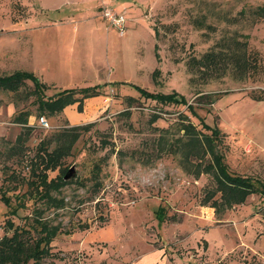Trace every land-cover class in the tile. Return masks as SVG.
<instances>
[{"label": "rangeland", "instance_id": "374dc122", "mask_svg": "<svg viewBox=\"0 0 264 264\" xmlns=\"http://www.w3.org/2000/svg\"><path fill=\"white\" fill-rule=\"evenodd\" d=\"M106 9L125 18L122 35ZM16 71L46 97L94 85L100 94L43 115L42 128L30 81L0 90V237L5 219L35 235L45 222L56 233L42 264H264V195L221 210L212 175L169 150L190 121L230 172L264 190V0H0V76ZM25 111L32 130L12 152ZM82 122L92 125L48 171L70 177L39 198L28 184L39 141Z\"/></svg>", "mask_w": 264, "mask_h": 264}, {"label": "trees", "instance_id": "16d2710c", "mask_svg": "<svg viewBox=\"0 0 264 264\" xmlns=\"http://www.w3.org/2000/svg\"><path fill=\"white\" fill-rule=\"evenodd\" d=\"M244 59L245 54L242 61ZM28 81L31 82L28 97L29 95L35 97L34 102L37 105L36 110L39 116H54L65 105L79 102L80 106L82 99L100 94L98 85H94L64 89L52 96L46 97L43 93V85L37 77L24 71H16L8 76H0V90L17 93L27 85ZM136 88L146 98H150L158 103H187L177 93L164 95L149 93L140 87ZM190 106L188 105V107ZM29 115L30 113L25 111L20 112L14 117V122L22 124V127L11 146L12 152L19 151L28 139V135L32 130V127L27 126V118ZM152 116L150 119L151 123L159 117L155 114ZM91 125V123H86L67 126L53 133L51 137L43 138L39 141V153L35 161L31 164V174L35 179L28 180V184H34L33 186L36 188V193L39 198L44 199L48 195L49 189L55 188L58 183H66L63 179L65 173L62 172V175H56L50 178L48 177V171H53L60 166L61 160L70 155L71 148L79 136V131L87 130ZM180 130L182 131L180 137L175 139V144L171 145L169 150L176 151L180 149L182 159L187 164L192 163L191 159H196L197 161L193 163V167L196 169L195 175H199L202 172L212 175L215 188L209 193L210 195L216 192L220 193L221 201L219 203L222 208L221 210L243 203L245 198L251 193L260 192L264 194V190L255 187L248 177L234 174L228 170L227 166L223 163L221 153L215 149L216 142L214 137L204 135L190 121L182 123ZM51 142H55L54 147L48 150ZM160 150H162V147ZM204 160H207V162L205 163ZM0 199L6 205L9 204V199L4 194L1 195ZM203 204L213 207L215 211L220 209V207L218 208L216 206V203ZM9 214L13 215L14 211H9ZM157 216L162 220L160 213H157ZM38 224L39 229L35 226L33 227L36 230L35 235L30 228L26 229L14 225L12 220L5 219L3 224L5 233L0 237V264H42V259L49 254V244L56 231L55 229H49L45 222ZM9 231L10 234H7Z\"/></svg>", "mask_w": 264, "mask_h": 264}, {"label": "built area", "instance_id": "2783aa9c", "mask_svg": "<svg viewBox=\"0 0 264 264\" xmlns=\"http://www.w3.org/2000/svg\"><path fill=\"white\" fill-rule=\"evenodd\" d=\"M103 16L106 19V21L114 29H116V31L119 35H122L124 33V31H125V18L123 17L122 14L116 13L110 9H106L103 12ZM37 123L42 128L48 127L47 120L43 116L38 117Z\"/></svg>", "mask_w": 264, "mask_h": 264}, {"label": "crops", "instance_id": "0c3cea01", "mask_svg": "<svg viewBox=\"0 0 264 264\" xmlns=\"http://www.w3.org/2000/svg\"><path fill=\"white\" fill-rule=\"evenodd\" d=\"M97 98H99L100 100H101V103L100 104H103L102 103V101H103V96H96ZM105 99H107V97L105 98ZM11 107V106H10ZM99 108V106L98 107H95L94 108V110H93V114L96 112V110ZM13 109V108H12ZM43 116V115H42ZM29 119V120H28ZM30 119H31V117L30 116H28V118H27V126H29V127H31L30 126V123H31V121H30ZM34 119V118H33ZM37 122V121H36ZM17 123V122H16ZM84 122H82V123H80V124H83ZM18 124H20V123H18ZM70 124V123H69ZM75 125H79V124H73V123H71L70 125H68V126H75ZM20 126L22 127V124H20ZM247 177V176H246ZM249 178V177H248ZM250 179V178H249ZM250 181L252 182V180L250 179ZM253 183V182H252ZM254 185V184H253ZM255 186V185H254ZM256 187V186H255ZM258 188V187H257ZM256 193H260V192H256ZM251 194H255V193H251ZM250 194V195H251ZM260 194H263V193H260ZM264 195V194H263ZM204 206H208V205H204ZM210 207V206H209ZM233 207V206H232ZM211 208H213V207H211ZM213 210H214V208H213ZM215 211V210H214Z\"/></svg>", "mask_w": 264, "mask_h": 264}, {"label": "water", "instance_id": "95a60500", "mask_svg": "<svg viewBox=\"0 0 264 264\" xmlns=\"http://www.w3.org/2000/svg\"><path fill=\"white\" fill-rule=\"evenodd\" d=\"M69 172H71V169L64 175L63 179L66 180L67 178L70 177Z\"/></svg>", "mask_w": 264, "mask_h": 264}]
</instances>
